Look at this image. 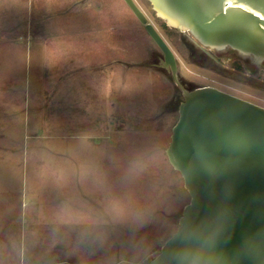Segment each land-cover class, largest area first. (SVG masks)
<instances>
[{
  "label": "rangeland",
  "instance_id": "rangeland-1",
  "mask_svg": "<svg viewBox=\"0 0 264 264\" xmlns=\"http://www.w3.org/2000/svg\"><path fill=\"white\" fill-rule=\"evenodd\" d=\"M135 2L184 62L181 33L147 0ZM160 54L123 0H0V264H148L176 233L191 198L166 155L179 103L176 83L155 66ZM183 65L192 82L264 107V72L250 63L246 76L234 70L230 80ZM73 92L99 102L88 110L73 100L66 129L65 96ZM17 110L46 130L24 128ZM134 161L145 171L128 182ZM82 169L99 174L104 190L94 175L82 181ZM109 192L130 195L143 221H57L64 200L100 210Z\"/></svg>",
  "mask_w": 264,
  "mask_h": 264
},
{
  "label": "water",
  "instance_id": "water-1",
  "mask_svg": "<svg viewBox=\"0 0 264 264\" xmlns=\"http://www.w3.org/2000/svg\"><path fill=\"white\" fill-rule=\"evenodd\" d=\"M168 27L197 45L264 63V0H147ZM162 52L181 89L166 155L190 195L176 233L148 264H264V107L214 87L188 90L168 43L134 0H124ZM55 264H68L59 262Z\"/></svg>",
  "mask_w": 264,
  "mask_h": 264
},
{
  "label": "clouds",
  "instance_id": "clouds-1",
  "mask_svg": "<svg viewBox=\"0 0 264 264\" xmlns=\"http://www.w3.org/2000/svg\"><path fill=\"white\" fill-rule=\"evenodd\" d=\"M144 171L145 165L142 162L134 161L125 174V180L132 182L138 179ZM89 175H94V184L100 190H104V181L99 174H93L88 169H82V181H86ZM55 215L57 221L61 224L80 225L85 228H94L109 222L116 223L125 222L127 220L140 223L144 219V213L134 205L130 195L122 196L110 192L105 196L100 210L69 201L58 208ZM204 259L205 257L199 249H194L191 254L185 258V264H204Z\"/></svg>",
  "mask_w": 264,
  "mask_h": 264
},
{
  "label": "flooded vegetation",
  "instance_id": "flooded-vegetation-1",
  "mask_svg": "<svg viewBox=\"0 0 264 264\" xmlns=\"http://www.w3.org/2000/svg\"><path fill=\"white\" fill-rule=\"evenodd\" d=\"M97 2H99V1H97ZM123 2H124V0H123ZM129 10H130V8H129ZM134 17H135V15H134ZM143 27L145 28L144 25H143ZM180 33L182 35L181 36V46H182V49L184 50V54H185L182 57V60L184 62H179L178 58L177 57L176 58L178 61V70H179L180 81L182 82V84L185 86L186 89L191 91V90H194V89L199 88V87H214V88L220 89L221 91L226 92L225 90H223L222 88H220L216 84H214V85L213 84H210V85L209 84L208 85L196 84V83L192 82L191 80L187 79L185 76L182 75V68L181 67L184 66L183 65L184 63L190 64L194 68H199V69L208 71L209 75L212 78H221L224 80H230L231 77L227 73L232 74V72L234 70L236 73H240L241 75L246 76V73L249 70V62L246 60H243L237 52L230 50V49L225 51V52H217V51H212L210 49H205V48H202L199 45H197L196 42L194 41L193 37L189 33H182V32H180ZM233 53L236 54L238 57L235 56V59H234ZM156 59H157V61H156L157 63L155 66H157L158 68L165 71L173 80L171 73H169L166 69L158 66V65H161V62L164 59L163 54H160V56L157 57ZM236 63H237V66H235V68H234L233 65ZM186 67H187V65H186ZM253 70H254V72H257V73L264 72V63L260 66L254 65ZM179 92H181V89L178 87L177 91H176V99L175 100H176V102L179 103V106H180L182 99H181V96L179 95Z\"/></svg>",
  "mask_w": 264,
  "mask_h": 264
},
{
  "label": "crops",
  "instance_id": "crops-1",
  "mask_svg": "<svg viewBox=\"0 0 264 264\" xmlns=\"http://www.w3.org/2000/svg\"><path fill=\"white\" fill-rule=\"evenodd\" d=\"M80 86H82V85H80ZM74 93L75 92H73L72 95L69 94V95L65 96V114H64V117H62V119H63L62 122H65V128L66 129L69 128V119L74 116L73 110H72V107H71V103L73 102V100L74 101L76 100V101H79V102H86L85 105L82 106V107H85L88 110L91 109V106L88 105L89 102H96V103L99 102V99H97V97L88 96V95H84V96H86V98L81 97L83 99L80 100L79 97H77V95H75L76 93L75 94ZM84 94H87V93H84ZM73 95H75V97H73ZM48 97L54 98L53 94L51 96L49 95ZM18 108H22V106H20V107L18 106ZM97 108H98V106H97ZM102 114H103V111H102ZM19 116H22V118H23V123L22 124H24V128H26L27 130H32V131H35V132H39V131L41 132V131H45L46 130V128L43 127L42 125H37L36 126V124H38V123H43L44 122L43 120L34 121V117H31V118L25 117V112L23 110H19V111L17 110V116L16 117H19ZM5 122L6 121L0 122L2 127H3ZM14 124H18V122H12V125H14ZM34 125H35V129H32V127ZM51 131L52 130L50 129V132ZM52 179L56 180L59 183V179L56 178L55 176H53ZM61 185H62V187H66L67 183L66 182L61 183ZM63 195H64V197H63L64 199L67 198L66 190L63 191ZM61 199H62V196H61ZM61 199H58L56 202L62 203ZM64 204H65V200H64ZM59 262H65V263L69 264V262L67 260L59 259V258L57 260H53L52 261L53 264L59 263Z\"/></svg>",
  "mask_w": 264,
  "mask_h": 264
}]
</instances>
